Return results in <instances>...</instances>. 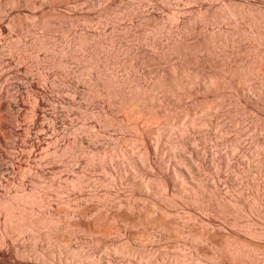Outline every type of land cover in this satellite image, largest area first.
<instances>
[{"label":"rangeland","instance_id":"obj_1","mask_svg":"<svg viewBox=\"0 0 264 264\" xmlns=\"http://www.w3.org/2000/svg\"><path fill=\"white\" fill-rule=\"evenodd\" d=\"M263 45L264 0H0V264H264Z\"/></svg>","mask_w":264,"mask_h":264},{"label":"bare ground","instance_id":"obj_2","mask_svg":"<svg viewBox=\"0 0 264 264\" xmlns=\"http://www.w3.org/2000/svg\"><path fill=\"white\" fill-rule=\"evenodd\" d=\"M167 1V0H166ZM205 2V1H204ZM207 2V1H206ZM220 4V3H219ZM225 4V3H224ZM238 4V3H237ZM188 5V4H187ZM235 5V4H234ZM220 7H222V6H220ZM233 7H235V6H233ZM230 8V7H229ZM216 9V8H215ZM221 9V8H220ZM231 9V8H230ZM208 10V9H207ZM219 10V9H218ZM234 10V9H233ZM243 10V9H242ZM251 10V9H250ZM235 11V10H234ZM238 11V10H237ZM214 12V11H213ZM223 12V11H222ZM227 12V11H226ZM229 12V11H228ZM261 12V11H260ZM203 13V12H202ZM215 13V12H214ZM237 13V12H236ZM259 13V12H258ZM262 13V12H261ZM188 14V13H187ZM209 14V13H208ZM213 14V13H212ZM238 14H240V13H238ZM237 14V15H238ZM252 14V13H251ZM180 15V14H179ZM182 15V14H181ZM217 15V14H216ZM226 15V14H225ZM228 15V14H227ZM234 15V14H233ZM255 15V14H254ZM194 16V15H193ZM204 16V15H203ZM212 16V15H211ZM229 16V15H228ZM251 16V15H250ZM263 16V15H262ZM205 17V16H204ZM207 17V16H206ZM234 18V17H233ZM235 19V18H234ZM262 19V18H261ZM193 20V19H192ZM198 20V19H197ZM210 20V19H209ZM208 20V21H209ZM176 21H177V19H176ZM230 21V20H229ZM234 21V20H233ZM254 21V20H253ZM226 23V22H225ZM236 23V22H235ZM194 24V23H193ZM198 25V24H197ZM45 26V25H44ZM220 26V25H219ZM249 26V25H248ZM260 26H262V25H260ZM246 27V26H245ZM178 28V27H177ZM235 30V29H234ZM245 30V29H244ZM175 31V30H174ZM176 31H177V29H176ZM181 31V30H180ZM184 31V30H183ZM203 31V30H202ZM208 31V30H207ZM213 32V31H212ZM216 32V31H215ZM220 32V31H219ZM229 32V31H228ZM207 33V32H206ZM224 33H226V32H224ZM210 34V33H209ZM248 35H249V33H248ZM182 36V35H181ZM205 36V35H204ZM219 36H220V34H219ZM224 36V35H223ZM245 36V35H244ZM208 37V36H207ZM211 37V36H210ZM221 37V36H220ZM246 37V36H245ZM180 38V37H179ZM186 39V38H185ZM249 39V38H248ZM193 40V39H192ZM197 40V39H196ZM195 40V41H196ZM204 40V39H203ZM210 40V39H209ZM251 41V40H250ZM203 42V41H202ZM215 43V42H214ZM226 44V43H225ZM150 45V44H149ZM196 45V44H195ZM212 45V44H211ZM216 45V44H215ZM203 46V45H202ZM261 46V45H260ZM264 46V45H263ZM225 47V46H224ZM259 47V46H258ZM153 48V47H152ZM204 48V47H203ZM262 48H264V47H262ZM157 49V48H156ZM217 49V48H216ZM251 49V48H250ZM179 51V50H178ZM218 51V50H217ZM257 51V50H256ZM262 51V50H261ZM213 52V51H212ZM151 54V53H150ZM169 54V53H168ZM176 54V53H175ZM203 55V54H202ZM170 56V55H169ZM150 57V56H149ZM213 57V56H212ZM165 58V57H164ZM178 58V57H177ZM135 59V58H134ZM170 59V58H169ZM176 59V58H175ZM173 60V59H172ZM181 60V59H180ZM206 61V60H205ZM139 62V61H138ZM142 62V61H141ZM167 62V61H166ZM173 62V61H172ZM91 63V62H90ZM137 63V62H136ZM168 63V62H167ZM185 63V62H184ZM204 63V62H203ZM95 64V63H94ZM157 64V63H156ZM159 64V63H158ZM166 64V63H165ZM168 64H170V63H168ZM176 64V63H175ZM200 64V63H199ZM144 65V64H143ZM171 66V65H170ZM182 66V65H181ZM174 67V66H173ZM185 67V66H184ZM5 68V67H4ZM93 68V67H92ZM186 69V68H185ZM243 69V68H242ZM189 71V70H188ZM4 72V71H3ZM1 74V73H0ZM197 74V73H196ZM194 76H196V75H194ZM173 77V76H172ZM175 78V77H174ZM187 78V77H186ZM198 78V77H197ZM203 78V77H202ZM157 79V78H156ZM161 79V78H160ZM179 79V78H178ZM199 79V78H198ZM159 80V79H158ZM173 80V79H172ZM200 80V79H199ZM204 80V79H203ZM243 80V79H242ZM212 81V80H211ZM214 81V80H213ZM244 81V80H243ZM167 82V81H166ZM193 83V82H192ZM198 83V82H197ZM212 83V82H211ZM215 83V82H214ZM243 83V82H242ZM153 84V83H152ZM151 84V85H152ZM159 84V83H158ZM178 85V84H177ZM213 85V84H212ZM240 85V84H239ZM243 85H244V83H243ZM112 86V85H111ZM176 86V85H175ZM194 86H195V83H194ZM160 87V86H159ZM156 88V87H155ZM182 88V87H181ZM180 88V89H181ZM200 88V87H199ZM245 88H247V87H245ZM112 89V88H111ZM190 89V88H189ZM196 89H197V87H196ZM178 90V89H177ZM182 90V89H181ZM184 90V89H183ZM188 90V89H187ZM239 90V89H238ZM241 90V89H240ZM123 91V90H122ZM161 91V90H160ZM189 91V90H188ZM194 91V90H193ZM242 91V90H241ZM244 91V90H243ZM119 92H120V90H119ZM152 92V91H151ZM172 92V91H171ZM195 92H196V90H195ZM230 92V91H229ZM240 92V91H239ZM126 93V92H125ZM168 93V92H167ZM208 93V92H207ZM212 93V92H211ZM141 94V93H140ZM203 94V93H202ZM131 95V94H130ZM193 95V94H192ZM195 95H196V93H195ZM126 96V95H125ZM133 96V95H132ZM144 96V95H143ZM203 96V95H202ZM135 97V96H134ZM177 97V96H176ZM197 97V96H196ZM115 98V97H114ZM113 98V99H114ZM186 98V97H185ZM192 98H193V96H192ZM129 99V98H128ZM167 99V98H166ZM178 99V98H177ZM122 101V100H121ZM150 101V100H149ZM222 101V100H221ZM116 102V101H115ZM129 102V101H128ZM120 103V102H119ZM139 103V102H138ZM229 103V102H228ZM134 105V104H133ZM138 105V104H137ZM153 105V104H152ZM202 105V104H201ZM221 105V104H220ZM214 106V105H213ZM217 106V105H216ZM9 107V106H8ZM36 107V106H35ZM199 107V106H198ZM204 107V106H203ZM215 107V106H214ZM214 107H212V108H214ZM18 108V107H17ZM120 108V107H119ZM201 108V107H200ZM9 109V108H8ZM142 110V109H141ZM7 111V110H6ZM156 111V110H155ZM214 111V110H213ZM216 111V110H215ZM137 112V111H136ZM202 112V111H201ZM211 113V112H210ZM1 118V117H0ZM5 118V117H4ZM6 121V120H5ZM4 132V131H3ZM2 133V132H1ZM3 135V134H2ZM4 136V135H3ZM4 171V170H3ZM13 171V170H12ZM10 172V171H9ZM1 174H3L2 172H1ZM0 174V175H1ZM4 174H5V171H4ZM6 175V174H5ZM7 175H9V174H7ZM11 175V174H10ZM8 177V176H7ZM2 179V178H1ZM7 179V178H6ZM0 184H1V182H0ZM4 184V183H3ZM14 184V183H13ZM12 185V184H11ZM10 186V185H9ZM21 186V185H20ZM13 187V186H12ZM18 189H19V187H17ZM23 188V187H22ZM9 190V189H8ZM16 195V194H15ZM8 201V200H7ZM13 202H14V199H13ZM17 203L15 202V204L14 205H16ZM11 205V204H10ZM13 206V205H12ZM2 208V207H1ZM12 209V208H11ZM13 212V211H12ZM20 215V214H19ZM19 221V220H18ZM20 223V222H19ZM33 225V224H32ZM31 230V229H30Z\"/></svg>","mask_w":264,"mask_h":264}]
</instances>
